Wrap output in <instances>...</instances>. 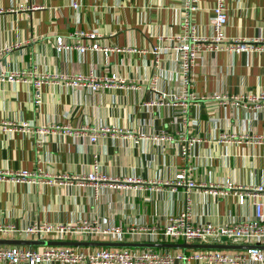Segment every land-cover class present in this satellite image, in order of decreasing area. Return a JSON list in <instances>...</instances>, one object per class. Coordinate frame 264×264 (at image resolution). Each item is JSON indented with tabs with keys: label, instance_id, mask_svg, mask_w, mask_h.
Masks as SVG:
<instances>
[{
	"label": "crops",
	"instance_id": "0c3cea01",
	"mask_svg": "<svg viewBox=\"0 0 264 264\" xmlns=\"http://www.w3.org/2000/svg\"><path fill=\"white\" fill-rule=\"evenodd\" d=\"M71 1L0 0V75L18 74L16 81H0V172L8 173L0 179V222L22 227L85 219L158 230L166 216L188 205L193 220L219 226L250 218L252 200L262 202L264 217V193L245 191L264 186V142H253L264 138V106L231 105L232 96L264 90V52L199 55L184 114L179 104L146 106L178 89L170 49L178 44L185 0H79L75 9ZM212 3L194 2L191 20L199 36L210 34ZM225 6L226 38H264V0H225ZM76 32L94 38H76ZM57 37L65 45L96 41L118 51L104 55L71 47L57 52ZM89 70L116 73L123 82L94 93L66 83L70 78L64 76ZM93 132L97 138L90 142ZM181 137L199 139L188 156L179 153ZM186 167L197 185L185 193L171 181ZM94 170L105 181L95 188L80 184ZM19 171L31 172L34 180L15 179ZM127 177L135 182L124 183ZM241 192L247 196L239 204L235 194ZM125 238L151 243L144 234ZM177 264L207 263L191 258Z\"/></svg>",
	"mask_w": 264,
	"mask_h": 264
},
{
	"label": "built area",
	"instance_id": "2783aa9c",
	"mask_svg": "<svg viewBox=\"0 0 264 264\" xmlns=\"http://www.w3.org/2000/svg\"><path fill=\"white\" fill-rule=\"evenodd\" d=\"M195 0H185L183 10L181 12V23L179 34L175 35L178 44L173 45L170 49L176 55V88L177 90L168 93H161L160 101L152 99L146 102V106H163V105H180V111L184 114L187 110V104L193 97L188 91L192 83V67L195 59L199 55L209 52L227 51L231 53L240 52H264V38H226L224 28L227 23V14L225 0H213L211 5L210 34L207 36H199L196 27L191 20V15L195 11ZM79 0L71 1V7L76 8ZM74 37L80 38L82 33H74ZM85 38L92 39V33L85 34ZM56 51L61 52L71 47L76 48L79 52L85 50L101 51L106 55L109 51H118L117 48L100 46L96 41L87 45L78 44L65 45L61 38L55 39ZM166 52L169 48H165ZM156 53V48H154ZM168 52V53H170ZM17 73L11 72L7 76L0 75V81H16ZM66 83L75 87H84L90 93L96 92L101 88H109L118 86L123 82L116 73L100 76L92 70L86 74H76L73 76H64ZM42 77L34 79L33 86L37 88ZM155 83V76L152 78V85ZM36 96L35 103H39ZM167 96L168 99H164ZM215 99H220L221 95L213 94ZM231 97V96H230ZM231 105L238 106L244 102L251 110H257L264 106V90L254 93L240 94L237 97L232 96ZM241 103V104H242ZM240 106V105H239ZM195 123V122H194ZM21 127H25V123H21ZM90 142H95L97 133L88 134ZM158 139H169L160 136ZM183 144L179 148L181 156H188V150L199 141L197 137L183 138ZM264 142V138L255 137L253 142ZM8 173L0 172V179L4 178ZM33 178L31 179V177ZM35 175L31 172L19 171L15 179L20 181L34 180ZM17 179V180H18ZM11 180H13L11 178ZM80 184L90 185L95 188L100 182L105 181V176L95 172H89L81 177ZM123 182L128 184L135 182L132 178H124ZM173 187H182L186 193L188 190L195 188L197 183L192 177L191 168L177 172L171 181ZM225 188H230V182L224 183ZM252 194L264 193V186L255 185L245 188ZM237 202L242 204L247 196L246 192L235 194ZM253 213L248 219L239 221H231L226 225H213L210 223H201L192 219V213L188 205L177 213L168 215L165 218L162 228L156 230L154 228H146L143 226L122 229L119 226L109 224L108 226H100L96 221L78 220L70 223H48V222H32L22 227H16L10 223L0 222V236H14L20 239L30 240H52L62 241L68 237H77L83 241L99 239L110 242H125L126 236L130 237V241L134 236L144 234L147 242L151 243H176L184 242L189 244H247V245H264V217L262 211V202L252 200ZM228 241V243L226 242ZM197 259L205 261L207 264H264V249L247 248L243 250L225 251L216 249H193L191 252L179 251L173 248H113V247H76V246H24V245H0V262H9L11 264H39L45 262H63L66 264H177L179 262H187L189 259Z\"/></svg>",
	"mask_w": 264,
	"mask_h": 264
},
{
	"label": "water",
	"instance_id": "95a60500",
	"mask_svg": "<svg viewBox=\"0 0 264 264\" xmlns=\"http://www.w3.org/2000/svg\"><path fill=\"white\" fill-rule=\"evenodd\" d=\"M4 245H45V246H90V247H126V248H190L216 250H243L247 248L264 249V245L247 244H189V243H135V242H102V241H52L30 239H0Z\"/></svg>",
	"mask_w": 264,
	"mask_h": 264
}]
</instances>
